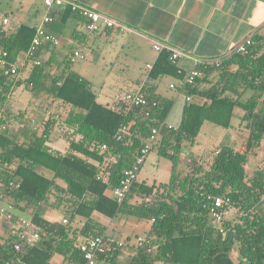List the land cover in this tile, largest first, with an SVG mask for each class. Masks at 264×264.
<instances>
[{"label": "trees", "instance_id": "trees-1", "mask_svg": "<svg viewBox=\"0 0 264 264\" xmlns=\"http://www.w3.org/2000/svg\"><path fill=\"white\" fill-rule=\"evenodd\" d=\"M70 16L78 15L71 8L61 12L62 19ZM7 25L0 19V47L8 51L18 72L0 73V208L6 202L14 204L17 214L41 228V239L30 246L0 231V264H84L79 246L97 234L109 239L106 252L97 257L104 264H264V163L251 176L246 174L250 155L264 151V113L257 112L258 96L242 100L247 89L264 90V34L252 36L245 52L234 51L219 66L200 65L202 76L193 86L177 83L191 100L180 125L170 127L167 117L174 98L158 93L157 84L139 89L150 101L148 106L129 105L123 98L102 103L92 83L70 68L74 53L55 65L52 55L42 59V50L53 49L54 44L47 43L37 53L40 64H23L36 26ZM170 56L169 50L160 52L148 77L182 80L186 72ZM24 70L29 74L22 79ZM215 70L220 75L209 78ZM211 80V86L201 87ZM23 82L36 96L52 101L27 116L20 112L23 129L15 130L7 102ZM236 109L248 129L245 140L219 146L206 165L186 163L179 171L183 143L193 142L207 121L230 128ZM154 127L160 128V136L151 150L172 162L170 180L157 186L137 179L119 202L108 191L135 165ZM59 138L68 143L66 151L54 144ZM215 196L231 199L233 210L223 222L224 232L211 218ZM39 205L63 211L67 222L45 217ZM96 213L149 220L145 237L152 250L134 244L127 259L120 260L125 244L120 246L108 235L107 227L94 220ZM76 219L85 222L82 227L73 226ZM17 242L20 250L15 249ZM55 255L61 256L59 263L51 261Z\"/></svg>", "mask_w": 264, "mask_h": 264}, {"label": "crops", "instance_id": "crops-1", "mask_svg": "<svg viewBox=\"0 0 264 264\" xmlns=\"http://www.w3.org/2000/svg\"><path fill=\"white\" fill-rule=\"evenodd\" d=\"M73 1L106 14L129 28L124 32H120L117 29H106L95 34L96 38L100 41H105L111 46H114L120 40V49L112 51L108 55L110 58L109 64L121 66L123 71L135 73L134 75H114L113 80L117 83H137L135 88L122 92L114 101L104 100L102 103L113 104L118 98H124L126 93L137 91L146 84H157V92L163 96L170 97L160 92L158 83L163 82L165 77L172 76H163L157 80H153L147 75L149 71L147 65H153L160 54L154 48L156 43L180 51L182 56L178 59L177 63L182 71L187 72L194 66L196 61L225 59L248 37L264 34V0ZM24 2L25 0L19 1L20 8L16 14L21 15L19 20L14 21V18L9 13L1 15L0 19L8 17L9 22L27 23L37 27L41 23L45 13L43 0L41 2L43 9L42 16L35 22L31 18L33 11H27V4ZM61 12H56L55 20L45 25L47 31L59 37V44L52 45L51 48L53 49L51 50L44 49L41 52L42 59L52 55L55 59V65L60 62L61 48L83 40L87 34L82 18L70 16L62 19ZM77 50L75 49L74 51ZM126 51H131L130 55L132 58L120 59L121 52ZM141 64L145 67V74H138L141 72L139 67L143 66ZM172 78L173 80L169 81V87L176 90L177 96H172L174 98V105L167 117V123L172 127H178L180 124H173L170 122V118L177 107L178 101H182L184 95L185 102L181 104L179 114V119L182 121L187 94L183 88H177L179 79ZM212 78L215 79L217 76H213ZM171 84H175L176 86L172 88ZM237 111L242 116L240 109H236ZM64 142H66L64 139L59 138L54 141V144L61 149H67L63 146ZM235 143L239 142L234 141L233 144ZM193 159L192 162L186 163H201L195 157ZM108 194L112 196L111 190L108 191ZM95 218L99 217L95 215ZM101 218L108 219L107 225L104 224L107 227V233L111 222L118 220L117 218L111 219L103 215ZM1 228L3 229L2 224ZM128 254L123 257L120 256V260L127 259ZM98 264H104V262H98Z\"/></svg>", "mask_w": 264, "mask_h": 264}, {"label": "rangeland", "instance_id": "rangeland-1", "mask_svg": "<svg viewBox=\"0 0 264 264\" xmlns=\"http://www.w3.org/2000/svg\"><path fill=\"white\" fill-rule=\"evenodd\" d=\"M20 0H0V16L9 13L14 21L20 19L21 15H16L20 8ZM42 0H25L27 4V11H33V22L37 21L42 16L43 9L41 6ZM21 13V12H20ZM17 17V18H16ZM87 34L85 38L75 44L67 45L61 48L60 61L65 55H72L75 49L84 55L83 58L76 59L70 64V68L80 73L83 77L88 79L98 95L100 102L104 100L114 101L119 94L122 92L133 89L137 86V83H117L113 80V76L123 75H134L135 73L123 71L121 66H112L109 64V53L115 50H119L120 40L113 46L100 41L96 38L94 33ZM120 59H131V51L121 52ZM143 65V64H141ZM141 68V69H140ZM138 74H145L144 65L139 67ZM221 71L215 70L209 78L213 76H219ZM29 74V70L21 72V78L25 79ZM172 77H165L164 81L159 84V90L165 95L170 97L177 96L176 90L169 87V81H172ZM211 81H204L201 83V87H209L213 83ZM256 95L259 97L260 104L257 112L259 114L264 113V90L247 89L243 94L242 100L245 101L249 97ZM106 98V99H104ZM52 100L43 97V94L36 96L32 91L27 88L26 83L15 86L11 96L8 98L7 108L11 113L10 118L12 119V125L15 130L23 129V118L19 115L20 112H26V116L32 114L35 109L43 110L45 105L50 103ZM185 102L183 95L182 101H178L177 107L175 108L170 122L175 125H179L181 120L179 119L181 104ZM180 105V106H179ZM242 116L240 112H236L232 119V126L230 128H224L213 122L207 121L202 128L199 135L193 142L185 141L183 143L181 156L179 159L178 170L181 171L186 167V162H192L195 157L202 164H207L210 158H212L215 149L223 144H233L234 141L240 142L246 137L248 129L242 125ZM59 131L58 125L55 127L54 133ZM65 148H68L66 142L63 143ZM67 150V149H63ZM243 150V149H241ZM264 151L252 154L249 157V161L246 164V174L251 176L254 170L259 166L263 165ZM172 175V162L159 154L157 149H152L143 163L139 173L138 180L146 181L148 184L160 185L161 183H167ZM62 183V182H61ZM38 211L45 217L51 220H62L67 217L63 211L54 209L53 207H47L44 205L38 206ZM94 220L99 222L101 225H107L108 219H102L100 214L96 213ZM115 222H111L110 229H108V235L115 237L118 242L124 243L125 246L120 252V256H126L136 244L139 236H145V233L150 227V221L144 218H138L135 215H120ZM111 221V219H110ZM1 222V221H0ZM84 221L76 219L72 222L74 227H82ZM2 232L3 229L1 228ZM83 238V237H82ZM61 260L60 255H55L51 261L53 263H59Z\"/></svg>", "mask_w": 264, "mask_h": 264}, {"label": "built area", "instance_id": "built-area-1", "mask_svg": "<svg viewBox=\"0 0 264 264\" xmlns=\"http://www.w3.org/2000/svg\"><path fill=\"white\" fill-rule=\"evenodd\" d=\"M45 5V13L43 15L41 23L36 27V33L32 39L31 45L26 53L23 64L30 61L34 64H40V58H37V53L41 47L47 43L54 45L59 44V37L46 30L45 25L47 23L53 22L56 18V12L60 13L66 8H71V10L78 16L85 19V29L89 33H99L106 29H117L120 32L127 31L129 28L122 24L121 22L113 19L112 17L103 14L91 7L80 4L73 0H43ZM9 18L4 17L3 23L7 25L9 23ZM0 29V34L2 33ZM1 42V38H0ZM252 44V36L248 37L240 43L235 51L245 52L247 47ZM154 48L157 52H162L163 50H169L171 52L170 59L172 62L177 63L178 59L182 56V53L178 50L171 49L160 43H156ZM9 53L7 50L0 47V73L5 75H15L18 72V67L9 61ZM84 55L80 51H75L73 54V61L79 58H83ZM223 59H211L206 61H196L194 66L189 69L182 80L179 81L181 87L193 86L196 80L202 76V71L198 68L200 65L208 67L211 64L219 66ZM147 67L150 69L152 65L148 64ZM176 85L171 84L174 88ZM129 105H140L148 106L150 101L148 98L141 93L139 90L128 92L123 98ZM187 101L191 100L190 96L186 97ZM156 101L152 102L155 106ZM169 125V124H168ZM3 128L5 125H2ZM172 127L171 125H169ZM65 130V128H62ZM160 136V128L154 127L148 137L147 143L141 148V155L137 159L135 165L132 168L126 169L120 180V184L117 187L111 189L112 196L115 197L119 202H122L127 194L130 192L132 185L138 179V173L141 166L145 162L148 153L151 151L153 145L158 141ZM106 148V145L103 146ZM218 152V151H216ZM19 186V185H17ZM148 200V198H147ZM231 199L226 196H215L213 197V202L210 210L211 218L213 224L219 229L220 232H224L223 222L229 213L232 211ZM236 212V210H234ZM0 221L3 225V231L7 233H12L16 235L24 244L33 246L41 239V228L35 224L31 219L20 216L16 212L14 204L6 202L0 208ZM66 223L67 220L63 219ZM107 236L106 234H97L88 237L85 241L80 244V250L83 252L85 262L84 264H98L97 257L101 253H105L107 250ZM109 240V239H108ZM111 240V239H110ZM123 243L119 242L122 246ZM136 244L140 247L147 246L148 251L152 250L150 246L151 241L145 236H139L137 238ZM15 249H21V243L17 242L15 244Z\"/></svg>", "mask_w": 264, "mask_h": 264}]
</instances>
